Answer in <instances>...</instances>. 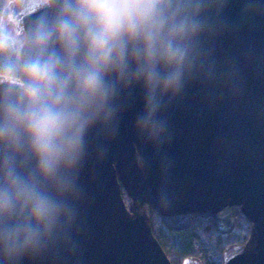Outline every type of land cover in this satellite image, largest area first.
I'll use <instances>...</instances> for the list:
<instances>
[{"label": "clouds", "instance_id": "obj_1", "mask_svg": "<svg viewBox=\"0 0 264 264\" xmlns=\"http://www.w3.org/2000/svg\"><path fill=\"white\" fill-rule=\"evenodd\" d=\"M189 98L264 132V0H0V264H87L84 176L125 134L167 210Z\"/></svg>", "mask_w": 264, "mask_h": 264}, {"label": "water", "instance_id": "obj_2", "mask_svg": "<svg viewBox=\"0 0 264 264\" xmlns=\"http://www.w3.org/2000/svg\"><path fill=\"white\" fill-rule=\"evenodd\" d=\"M172 128L174 200L167 210L152 198L156 174L145 176L134 164L136 146L127 134L86 172L87 264H173L153 234L150 209L172 230L187 228L199 214L214 218L221 233H230L235 206L246 216L250 234L245 244L224 253L223 264H264V132L242 113L209 110L195 98L172 113ZM185 262L202 264L192 257Z\"/></svg>", "mask_w": 264, "mask_h": 264}, {"label": "trees", "instance_id": "obj_3", "mask_svg": "<svg viewBox=\"0 0 264 264\" xmlns=\"http://www.w3.org/2000/svg\"><path fill=\"white\" fill-rule=\"evenodd\" d=\"M122 192L129 204L124 188ZM150 216L153 234L173 264H182L190 257L202 264H223L224 253L230 247L245 244L250 234L249 223L239 206L233 207L235 228L230 233H221L214 218L199 214L193 215L190 226L181 230L170 229L152 209Z\"/></svg>", "mask_w": 264, "mask_h": 264}]
</instances>
